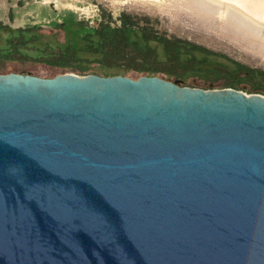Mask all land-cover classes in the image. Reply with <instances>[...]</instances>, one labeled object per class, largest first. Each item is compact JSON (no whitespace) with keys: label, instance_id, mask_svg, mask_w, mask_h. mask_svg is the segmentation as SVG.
<instances>
[{"label":"water","instance_id":"water-1","mask_svg":"<svg viewBox=\"0 0 264 264\" xmlns=\"http://www.w3.org/2000/svg\"><path fill=\"white\" fill-rule=\"evenodd\" d=\"M0 264H264V97L0 74Z\"/></svg>","mask_w":264,"mask_h":264},{"label":"rangeland","instance_id":"rangeland-1","mask_svg":"<svg viewBox=\"0 0 264 264\" xmlns=\"http://www.w3.org/2000/svg\"><path fill=\"white\" fill-rule=\"evenodd\" d=\"M12 3L0 0V20ZM37 3L56 16L23 28L0 22V74L155 76L264 97V17L250 12L253 0Z\"/></svg>","mask_w":264,"mask_h":264},{"label":"crops","instance_id":"crops-1","mask_svg":"<svg viewBox=\"0 0 264 264\" xmlns=\"http://www.w3.org/2000/svg\"><path fill=\"white\" fill-rule=\"evenodd\" d=\"M13 1L14 3L4 7V9H7V12L10 14V16L1 18L0 22L3 25L16 24L18 26L22 25V28L30 27L31 25L47 23L53 19V16H56L52 10L39 8L40 6H37V4L41 5V3H37V0ZM43 3L44 2H42V4ZM57 22L62 23L61 20Z\"/></svg>","mask_w":264,"mask_h":264},{"label":"bare ground","instance_id":"bare-ground-1","mask_svg":"<svg viewBox=\"0 0 264 264\" xmlns=\"http://www.w3.org/2000/svg\"><path fill=\"white\" fill-rule=\"evenodd\" d=\"M254 11L258 13L259 16L264 17V0H253L250 12L255 13Z\"/></svg>","mask_w":264,"mask_h":264},{"label":"trees","instance_id":"trees-1","mask_svg":"<svg viewBox=\"0 0 264 264\" xmlns=\"http://www.w3.org/2000/svg\"><path fill=\"white\" fill-rule=\"evenodd\" d=\"M27 30H30V28H29V29H27ZM15 31L17 32V31H19V29H18V30H15Z\"/></svg>","mask_w":264,"mask_h":264}]
</instances>
